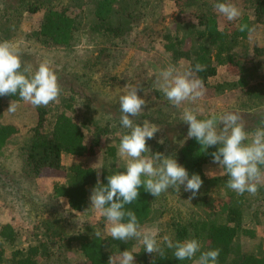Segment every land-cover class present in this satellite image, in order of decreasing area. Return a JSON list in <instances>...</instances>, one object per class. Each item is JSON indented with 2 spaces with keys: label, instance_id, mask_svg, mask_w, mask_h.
<instances>
[{
  "label": "rangeland",
  "instance_id": "374dc122",
  "mask_svg": "<svg viewBox=\"0 0 264 264\" xmlns=\"http://www.w3.org/2000/svg\"><path fill=\"white\" fill-rule=\"evenodd\" d=\"M37 1L39 0H0V40L7 39L15 43L21 52L23 64L30 65L33 71L41 62L48 60L58 77L61 88L58 101L46 107L41 106L47 110L45 131L50 132L57 114L66 110L67 114L72 115L83 126L86 143L90 141L93 126L99 127L103 132L98 138L100 145L96 148L97 155L71 158L63 153L60 160L65 169L71 164H82L95 168L96 172L99 169L101 172L102 168L117 173L126 170L127 159L118 155V149L121 136L129 130L120 125L121 112L117 97L120 88L127 83L140 87L142 90H138L137 94L147 102V107L133 118L134 121L142 126V122L148 120L161 129L155 134L154 139L147 141L152 153L161 152L166 156H174L185 144L188 125L181 119L185 107L202 109V112H197L198 118H208L212 114L224 111L238 112L243 116L246 130L249 132L258 127L260 121L264 119L262 103L264 98L253 97L251 100L237 90L216 95L211 89L206 88V94L202 99L195 103L186 101L179 108L173 107L163 92L156 87L154 80L155 76L170 64L183 70L184 63H172L170 55L163 51L161 44L140 31L143 25L139 21L136 24L133 18L132 22L130 21V30L121 36L94 29L90 0H82L81 27L76 30L70 46H54L34 38L32 33L38 29L45 8L42 7L35 12H29L27 9L31 5H38ZM124 1L126 2L122 6L130 13H138L141 18L143 11L146 14L141 2L138 6L134 0ZM165 6L167 7L165 14L173 12L171 0H165ZM187 11L186 8L184 14L190 21ZM247 13L251 14L250 11ZM221 18L223 17H220V20ZM117 24L125 26L119 12L108 21L109 26ZM253 28L255 31L251 38L248 37L235 48L236 52L245 50L244 58L247 61L252 58L253 47H264V25L257 24ZM245 67L249 68V64ZM223 78L235 79L231 69L219 67L215 80ZM253 83L254 86L261 85L259 89L261 88L260 91L264 94V68L260 69ZM10 101L12 100H4L0 108V125L11 124L17 129V133L0 150V211L3 209L2 214L8 216L2 217H8L15 225L18 237L13 246L3 244L4 258H8L14 249H25L28 245L39 243L47 227L51 238L56 239L55 243H51L56 248L50 250L49 256L42 250L39 264H87L79 251L81 239L86 235H93L94 229L97 228L101 230V236L109 235L105 229L110 225L107 224L105 217L90 208V200L84 212H72L68 210L64 201L50 198L47 194L49 184L55 182L66 184V170L58 171L56 176H51L45 171L36 178L24 173V160L20 148L27 138V132L36 122L37 107L17 100L19 105L16 111L8 113L6 111ZM68 105L70 109H67ZM161 139L164 140L163 144L158 143ZM107 147L115 148L113 158L106 155ZM203 173L210 181L206 194L199 191L189 202L191 193L185 192L183 186L180 191L170 188L155 197L152 204L153 219L141 225V228L155 230L157 240L160 241L164 235L171 234L168 219L178 210L184 216L205 219L208 215L222 223L226 219L228 207H236L241 211L243 228L253 230L256 234L253 239L240 236V240L234 243L235 248L226 264H233L238 254L242 253L264 255V179L259 182L258 191L254 196L247 192L238 195L226 187V181L222 178L225 170L218 168L217 164L207 162L203 166ZM91 191L92 189L88 190L89 197ZM131 241L133 243L129 251L134 250L135 257L143 245L136 239ZM110 256H119L116 248L109 254Z\"/></svg>",
  "mask_w": 264,
  "mask_h": 264
},
{
  "label": "trees",
  "instance_id": "16d2710c",
  "mask_svg": "<svg viewBox=\"0 0 264 264\" xmlns=\"http://www.w3.org/2000/svg\"><path fill=\"white\" fill-rule=\"evenodd\" d=\"M68 1V3H62L39 0L38 5L28 7L29 12L45 8L38 29L32 33L34 38L61 47H67L73 43L74 34L81 27L80 9L83 5L82 0ZM171 1L174 10L170 14H165L164 11L167 8L165 0H149V2L134 0L139 4L138 6L141 2L142 9L146 11V14L143 11L141 18L138 13L132 14L126 10L125 6H122L126 2L124 0H90L92 27L121 36L130 30V21L133 18L136 24L139 21L143 25L140 31L161 44L163 51L170 55L172 63L183 62L184 69L194 68L196 63L205 65L206 71L197 75L204 80L205 88L211 89L214 94L220 95L237 90L251 100L253 97L262 96L264 98L263 92L260 91L261 88L259 89L262 86L256 84L254 86L253 83L260 69L264 68V47H253L252 58L248 59L249 61L244 58L245 50L235 51L239 43H244L249 37L246 32L239 31L241 24H248L251 28L257 24L264 25V0H229L242 13L235 21H227L224 17L221 18L223 21L220 20L222 16L213 7L217 0ZM186 8L190 21L184 14ZM248 11L251 14L247 13ZM118 12L125 26L121 27V24L109 26L108 21ZM221 22H223L222 25ZM246 64H249V68L245 67ZM219 67L231 69L235 79L215 80ZM6 99L19 100V96L0 97V108ZM67 109H70L69 105ZM36 112V122L27 132V138L20 148L24 160V173L36 178L45 171L51 176H56L58 171L66 170L67 183L52 184L53 198H65L72 212H84L89 202L88 190L93 189L97 183L96 169L82 164H71L65 169L60 159L63 153L74 157L97 155L96 148L100 145L98 138L103 132L99 127L93 126L90 141L86 143L83 126L72 115L67 114L66 110L57 114L50 132H46L47 110L40 106L36 108ZM16 133L17 129L13 125H0V150ZM216 150L215 146L207 151L201 150V145L195 138H191L187 139L173 156L181 166L188 170L189 177L192 174L201 176L203 184L199 191L204 194L208 191L210 181L203 173V166L212 161L211 153ZM106 155L113 158L115 148L107 147ZM100 173L101 183L107 185V176L117 172L102 168ZM222 178L227 182L226 173ZM154 199L155 197L144 191L141 186L138 199L126 205L125 210L133 211L140 225L149 223L153 219ZM206 217L197 219L184 216L178 210L168 219L170 236L179 241L193 238L199 240L201 252L219 248L221 252L218 264H226L235 248L234 243L240 240V236L252 238L255 234L254 231L243 228L242 214L236 207H228L226 219L222 223H218L208 215ZM17 237V231L12 224L0 225V264H39V260L42 259V250L46 252V256H49L50 250L56 248L51 245L56 242V239L51 238L46 227L39 243L28 245L25 249H14L5 259L3 244L13 246ZM132 243L131 240L127 242L114 240L109 235H103L99 239L94 234L86 235L80 241L79 251L87 264H108L109 254L113 253L115 248L120 254V252L129 250ZM161 247L164 250L163 256L146 253L141 247L135 255L134 264H191L193 262V260L179 261L173 255L174 249H168L163 244ZM199 255L200 253H197L195 258ZM233 264H264V255L238 254Z\"/></svg>",
  "mask_w": 264,
  "mask_h": 264
},
{
  "label": "clouds",
  "instance_id": "9594fccd",
  "mask_svg": "<svg viewBox=\"0 0 264 264\" xmlns=\"http://www.w3.org/2000/svg\"><path fill=\"white\" fill-rule=\"evenodd\" d=\"M213 7L227 21H235L242 14L229 0H217ZM239 31L246 32L251 38L255 29L248 24H241ZM204 71L206 66L200 63H196L194 68L183 70L170 64L155 76L154 83L171 105L179 108L186 101L195 103L204 97L207 91L204 80L197 75ZM138 90L142 89L127 83L120 88L117 97L121 112L120 125L129 130L121 136L118 149V155L127 159L126 170L108 175L107 185L101 183L100 169L97 170V183L89 197L90 208L106 218L110 227H106L105 231L114 240L127 242L136 239L146 253L161 256L164 255L163 244L168 249H174L173 255L179 261L218 264L221 249L201 252V243L194 238L179 241L164 235L158 241L155 230L142 229L136 214L125 210L126 205L138 199L141 186L154 197L170 188L180 191L183 186L185 192L191 193L190 202L203 184L200 175L192 174L189 177L188 170L172 155L152 153L147 141L154 139L161 129L148 120H144L142 126L134 121L133 118L147 107L145 99L138 96ZM60 94L58 77L48 60L41 62L33 71L30 65L23 64L21 52L15 43L7 39L0 40V97L18 95L19 100L35 107H46L57 102ZM18 105L19 101H10L6 112L14 113ZM198 111L203 110L185 107L181 113L182 121L188 125L186 139L195 138L201 150L205 151L215 146L217 150L211 153L212 162L225 170L228 176L226 187L238 195L247 192L254 196L259 182L264 179V119L249 132L243 116L238 112L224 111L199 119ZM158 143L163 144L164 140ZM94 235L99 239L101 230L94 229ZM134 253V250H125L117 257L110 256L108 264H134ZM197 253L200 255L195 258Z\"/></svg>",
  "mask_w": 264,
  "mask_h": 264
},
{
  "label": "crops",
  "instance_id": "0c3cea01",
  "mask_svg": "<svg viewBox=\"0 0 264 264\" xmlns=\"http://www.w3.org/2000/svg\"><path fill=\"white\" fill-rule=\"evenodd\" d=\"M221 68V67H220ZM70 156V155H69ZM71 158H73L74 156H70ZM75 158V157H74ZM47 194L50 196V198L52 199V200H55V201H64L65 202V204H66V207L68 208V210H70L69 209V207H68V205H67V201H66V199L65 198H53V191H52V184L50 183L49 184V188H48V190H47ZM1 202V201H0ZM71 211V210H70ZM2 212H4V210L3 209H1V211H0V223L1 224H3V223H10V224H12L13 226H14V228H15V225L11 222V220L8 218V217H5V218H3L2 216H8L7 214H2ZM0 224V225H1ZM253 231V230H252ZM256 234V233H255ZM255 234H254V236L252 237V238H249V239H253L254 237H255ZM248 238V237H247Z\"/></svg>",
  "mask_w": 264,
  "mask_h": 264
}]
</instances>
